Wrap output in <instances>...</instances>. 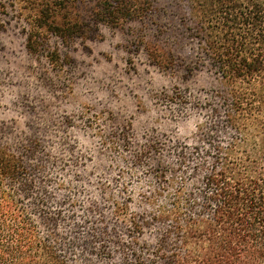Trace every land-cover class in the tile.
Instances as JSON below:
<instances>
[{"label":"trees","instance_id":"obj_1","mask_svg":"<svg viewBox=\"0 0 264 264\" xmlns=\"http://www.w3.org/2000/svg\"><path fill=\"white\" fill-rule=\"evenodd\" d=\"M160 1H0V35L10 9L25 23L27 52L55 66L71 58L61 47L99 40L103 27L165 32L160 20L171 15L172 34L143 40L141 52L163 71L216 84L215 102L180 89L170 99L204 117L190 145L174 147L171 161L156 141L143 143L124 158L116 189L100 178L88 205L49 190L66 191L64 182L35 178L46 171L39 134L0 125V264H264V0ZM139 167L146 177L132 190Z\"/></svg>","mask_w":264,"mask_h":264},{"label":"rangeland","instance_id":"obj_2","mask_svg":"<svg viewBox=\"0 0 264 264\" xmlns=\"http://www.w3.org/2000/svg\"><path fill=\"white\" fill-rule=\"evenodd\" d=\"M7 11L6 31L0 35V125L5 124L13 136L37 133L44 139L45 153L40 157L46 171L35 178L68 185L66 191L49 185L55 196L74 198L81 205L98 203V189L94 192L99 179L110 181L115 190L119 170L130 165L124 158H131L143 143L156 141L164 158L173 161L174 147L190 145L195 124L204 118L196 107L183 109L170 103L179 98L178 89L191 93L193 102H215L213 77L201 73L186 79L182 68L163 71L141 52L143 40L159 42L156 34L165 41L172 34L178 22L171 15L160 20L167 26L162 27L165 32L158 25L147 30L144 27L149 25L141 24L123 30L103 27L99 40L61 47L71 58L55 66L27 52L25 23ZM168 46L178 54V49ZM100 134L108 136L107 142ZM109 139L120 143V152ZM135 171L137 179L127 180L132 190L139 188L137 180L143 183L146 177L142 167Z\"/></svg>","mask_w":264,"mask_h":264}]
</instances>
